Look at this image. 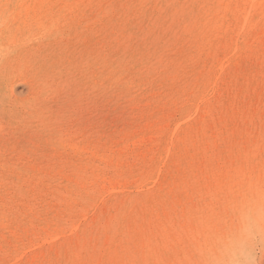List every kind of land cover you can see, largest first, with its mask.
Listing matches in <instances>:
<instances>
[{
    "label": "rangeland",
    "instance_id": "rangeland-1",
    "mask_svg": "<svg viewBox=\"0 0 264 264\" xmlns=\"http://www.w3.org/2000/svg\"><path fill=\"white\" fill-rule=\"evenodd\" d=\"M141 1L142 0H109V1L108 0H105V1L104 0L103 1L92 0V3L93 2H96V3H93V4L91 3V6L87 7L85 10H80L81 13L78 12L77 14H75V16L73 14H71L73 16L66 15L67 18L63 17V19H61L62 21L60 20V23H61L60 29L54 31L53 33L47 34V36H44V35L39 36V39L35 42L36 44H34V45H31V46L30 45H26V46L23 45L21 47L17 46V41L20 40V38L22 36L27 34L26 33L27 27H25V24H23V23L13 21L14 20V18L12 19L13 7L11 5L5 6V8L0 7V14H1L0 15V25H1L0 30L4 29V32L0 33V50H1L0 51V56H1L0 57V62H1L0 63V124H1L0 125V133H1L0 134V160H1L0 161L1 162L0 163V165H1L0 171H1V174L5 171V168H6L5 163H7L9 165L10 164L12 165V163H13L16 165V167H18L17 165H19V163L22 162V165L20 164L22 167L19 165L21 168L20 167L18 168V170L20 172L18 173V170H17V171H14V173H13V171H12L13 175L11 173L10 176H12L13 179H16L15 176L19 174L17 176V177H19V181L21 182V183L20 182L19 183H20V185H22V189L24 190V188H25L24 191H26V193L28 194V196L26 195L27 197H25V199H28V200H21V198L17 197L18 199L17 200L14 199V201H12V202H15V200H16V202L22 201V203H24V205H25V203H27L31 206L35 204L33 206V208L38 211V213H39L38 215H41L42 219L39 218L41 221L43 220V218L46 215H47L46 219L50 218V219H48L49 221H52L54 217L57 218L58 216L60 217L61 215L63 218L68 217L69 216L68 214L70 213V211L73 208H75V210L77 209L78 211H76V212H78V213L85 211L87 209L90 216L93 218V215H91V214H94V213H90L91 207L93 206L94 203H98V202H100L99 205H101V206H99V209L95 212V215H94L95 219H90L91 221H90V225H89V232H88L89 234L87 233L88 235L86 237H84V239L86 238V240H85L86 243H85V241H83L82 242L83 245H81L82 243L80 244L79 240H75V243L73 245V249L70 251V254L68 257L69 262L71 260L69 258H71L72 257L71 254H73L74 255L73 257L74 258L77 257L79 260V263H81V264L82 263L83 264H96L95 262H97V261L99 264H101V256L103 255L102 253L105 252V251L103 252L102 248H105L106 246L110 245L111 243L113 245V242L119 243V241L123 239L121 242H123L126 245L129 254L125 252L126 251L125 249H121V248L119 249V252L121 251L119 257L120 258L122 257V259H123L122 263H121L120 259H118V257H116V254H114L115 249H113V253H111V252L109 253V264H147V263L148 264H202V261H203L202 251L204 250L205 246L209 244V241H211V242L214 241V239L217 236L223 234L226 230H229L234 225V223L237 221V215H236L235 210L239 208L238 205H241L244 202V200L246 201V199L253 197L255 193H256L255 195H257L258 193L261 192V188L262 187L264 188V185L261 186L260 188H257L256 186H254V191H253V187L251 189H249L247 187V185H245L247 183L243 181L242 183L240 182L239 184L238 183L235 184L236 186L240 185V187L238 188L239 191L237 192V188L234 187L235 190H233V187H232L237 179L231 178L232 175H230L227 178L221 179L222 184L224 183L223 185L220 184L217 179H213L212 182L209 183L207 186H203L202 183L200 185H198L196 183L198 186L197 185L192 186L193 188L191 187L188 190L192 194V195L190 194V196L187 197L189 200L186 197L181 198L179 200V195L177 196V204L179 203V201H180V203L176 207V211L171 210V211H169V214L167 215L168 216L167 218L170 221L173 220V222L172 221L170 222L167 218H165L163 220V224H165L164 223L165 220L168 223V224H166V227L170 228V229H168L169 230L168 232L170 234L177 235V237L173 238V239L169 236L164 237L165 233L162 234V232H163L162 227L158 223L161 220L158 221L156 214H153V216L155 217V221L153 222V225L150 224L151 223L150 222L151 221V213H150V208H149L150 203H147V201H148L147 199H138V198H136V196L134 195L133 192L132 193L124 192L126 194V196L124 195V193H117V192L112 193V194L108 193V195H109L108 196L107 192H105L104 195H102V196L105 198L107 195V197L104 200H102L101 198H103V197L100 194L96 198V196L92 193L91 188H93L92 187L93 185L99 186L102 184V186H103L105 184V183H103L104 182L103 181L104 175H107L110 177L112 176V178L117 177L118 179H120V181L122 178L123 182L124 181L125 182L126 181L131 182L132 180H134L138 177L137 166L139 167V165H140L139 162H141V160L143 159V157L141 156V153L143 154V152L141 151L139 154H137L135 151L130 150L131 152H129L128 147L124 148V146L126 145L125 142H127V141H123L124 138H122V135L124 133H126L127 131L131 130V128H134V127L137 128V126H139V124L140 125L143 124L142 118L145 115H147L148 113H150L149 110L152 107V105L157 106L155 99L157 97H160L162 92L163 93L161 95V98H163L165 96V91H166L165 88H167V85L169 86V81L172 80L171 76H172L173 72L175 73V70L181 69L182 67L187 66L186 62H188V57H187V54L185 52H189L192 49L191 48L192 42L190 43V38L193 35H191L192 29H190V31H189V26L191 27L192 26L191 23L192 24L195 23V20L197 18L194 16L196 14V10H194V9L199 7V6H197L198 2H194L195 0H189V1H187V0H148L146 5H142ZM194 3L196 4L195 6H194ZM185 4H187V5H185ZM95 6H96V8H95ZM98 6H100V7H98ZM181 6L183 9L182 10L183 12H180ZM193 7H195V8H193ZM8 8H9V10H8ZM121 9H123V10H121ZM11 10H12V13L10 12ZM102 10H103V12L101 13ZM93 11H95V12H93ZM104 11L107 14L104 13ZM112 12H113V14H112ZM36 13H32L31 16L34 17L35 15H37ZM177 14H178V16H177ZM144 15L147 18H145ZM5 16H6V18H5ZM88 16H90V17H88ZM79 17L80 18L82 17L83 19H80ZM176 17H177V19H176ZM187 18H189V19H187ZM135 19H136V21H135ZM2 20H4V21L6 20V21L4 22ZM140 20H142V22ZM189 20H191V22ZM192 20L194 22H192ZM74 21H77L78 23L77 22L75 23ZM187 21H189L188 22V24L190 23L189 25H186ZM63 22H64V24H63ZM84 23H86V24H84ZM177 24H178V26H177ZM183 24H185V25L183 26ZM80 27H81V29H80ZM179 27L180 28L182 27V29H180ZM14 28L16 29L15 31L13 30ZM123 28H125L126 30ZM139 28H141V30ZM172 28H174V29H172ZM183 28H187L186 29V32L188 34L187 36H185L186 33L183 32V31H185V30H183ZM32 30L35 31V32L32 31V32H34L33 35L38 33L36 27H33ZM77 30L81 31L82 33H79V31L76 32ZM12 32H14V34ZM60 32H61V34H60ZM69 32H71V33H69ZM176 33H178V34H176ZM180 33H181V36H180ZM1 34H2V36H1ZM182 34H185V35H182ZM10 35L12 36L11 40L14 39V41H12V44H11V41H9V39L11 38ZM70 36L72 38H70ZM124 36H126V37H124ZM172 36H174V37H172ZM177 36H180V37H177ZM54 37H55L54 42H52ZM61 37H64V38H61ZM81 37H83V38H81ZM183 37H185V39ZM67 38H69V39H67ZM57 39H59V40H57ZM88 39H90V40H88ZM94 39H96V40H94ZM165 39H166V41H165ZM175 39H177L178 42L177 41L173 42V40H175ZM192 39H193V37L191 38V40ZM179 40H182V41H179ZM7 41H9V42L7 43ZM15 41H16V44H14ZM123 41H125V43ZM183 42L184 43L186 42V43L184 44ZM107 43H108V45H107ZM182 43L184 44V46L186 44L187 45L184 47ZM163 44H165V45H163ZM159 45H160V48H159ZM101 46H102V48H101ZM166 46H168L169 48ZM6 47H7V49H6ZM173 47H174V49H173ZM50 48L53 51H50L51 50ZM175 48H177V49L175 50ZM188 48H190V50ZM184 49H186L187 51ZM58 50H60V51H58ZM167 50L168 51L172 50V51H169V53H168ZM182 51H183V53H182ZM4 52H7V53H4ZM170 52H172V53H170ZM65 56H66V58H65ZM182 56L183 57L185 56V57L183 58ZM165 58H166V61H165ZM168 58L169 59L171 58L172 60L174 59L173 60L174 62H172V61H171V63L168 62V61H170ZM180 58H182V60L184 59L183 61L185 63H182L183 61L181 62ZM185 58H186V60H185ZM178 59H179V61H178ZM175 60L178 61V63ZM139 61H141V62H139ZM163 61H165V62H163ZM134 62H136V63H134ZM179 62H181V63L179 64ZM148 63H151V64H148ZM154 63H155V65H154ZM72 64H73V66H72ZM182 64H186V65H182ZM140 65H142V66H140ZM151 65H153L156 68V69H154L155 71L153 70L154 67L151 68L152 67ZM177 65H180L181 67L180 66L178 67ZM158 68H159V74H158V70H157ZM16 69H17V71H16ZM162 69H164V70H162ZM7 71H8V74H7ZM10 72H12L13 74ZM155 72H157V73H155ZM168 72H169V74H168ZM152 73H154V74H152ZM10 74L13 76L11 77ZM27 74H28V76H27ZM113 77H114V79H113ZM162 78H163V80H161ZM38 79L39 80L41 79V80L39 81ZM131 79H132V81H131ZM31 81H32V83H31ZM138 81H139V83H138ZM60 82H61V84H60ZM129 82H130V84H129ZM38 84H40L39 85L40 89H39ZM83 85H84V87H83ZM141 86H142V88H141ZM93 87L95 88V90H93L94 89ZM68 89H69V91H68ZM32 90L33 91L36 90L35 93H33ZM37 90L39 93L37 92ZM163 90H165V91H163ZM148 91L150 94H147ZM4 93H6V94H4ZM31 94L33 97L31 96ZM145 94L148 95V97H146ZM166 96H167V94H166ZM19 99H20V101H19ZM11 100H13V101H11ZM145 100L148 103H146ZM137 102H138V104H137ZM16 103H18V104H16ZM139 103H140V105H139ZM22 104L24 106L23 108H22ZM135 104L137 105V107H135L136 106ZM138 105H139V107H138ZM17 106L19 107V110H18ZM28 106H29V109H28ZM141 106H143V107L140 108ZM144 108H145V110H144ZM22 109L24 110L23 112H22ZM90 109H91V111H90ZM27 110H29V111L27 112ZM77 110H78V112H77ZM88 111H90V113ZM70 112H72V115ZM79 112H80V114H79ZM131 112H132V114H131ZM42 113H44V114H42ZM60 113H61V115H60ZM39 114H40V116H39ZM88 114H89V116H88ZM22 116H24V117H22ZM44 118H45V120H44ZM128 120H129V122H128ZM124 121H126V122H124ZM50 123L52 124L51 126H50ZM85 123H87V124L85 125ZM90 125H91V127H90ZM7 126H8V128H7ZM74 126H76L78 128H74ZM71 128H73V129H71ZM101 132H103L102 133L103 135L101 134ZM97 133H99V134H97ZM11 135H12V137H11ZM15 137H16V139H15ZM96 137L99 140H97ZM108 137H109V139H108ZM72 138H73V140H72ZM65 140H68L67 141L68 143L66 142L67 144L65 142H63ZM95 140H96V142H94ZM101 140L105 144L103 142H101ZM11 141L12 142L16 141V143H14V142L12 143ZM74 141L76 144L75 143L70 144L71 142H74ZM36 142L38 145L35 144ZM108 142H109V144H108ZM85 143L87 145H85ZM98 143H99V145H98ZM5 144H7V145H5ZM10 144L11 145L15 144V145L11 146ZM80 144H81V147H80ZM118 144L120 145L119 147H121V146L123 147V148L121 147L123 149V151L121 150L122 153L118 149ZM73 145H75V146L70 147ZM84 147H85L86 152L84 150ZM62 148H63V150H61ZM75 148H77V149H75ZM82 148H83V150H82ZM112 148H114L113 149L114 151L110 150ZM22 149H23V151H21ZM57 149L60 151L59 154H58L59 151ZM79 149H81V150H79ZM91 149H92L93 153L91 152ZM95 150L97 151L96 153H95ZM64 151H66V152L64 153ZM80 151H81V153H80ZM103 151H104V153H103ZM106 151L108 153H105ZM126 151H128V152H126ZM123 152H124V155H123ZM8 153H10V155ZM69 153H71V155ZM77 153H78V155H77ZM91 153L93 155H95V154L96 155L92 156ZM100 153H101V155H100ZM111 153H114V154L111 155ZM117 153H120V154H117ZM7 154H8V157H7ZM34 154H35V156H34ZM68 154L70 156H68ZM84 154H86V155H84ZM79 155L82 156V157L80 156L81 159H80V157H78ZM99 155L102 156V157H100V159H98ZM104 155H106V158ZM135 155L137 158L135 157ZM1 156H3V158H7L8 160L5 161V159H3L4 160L3 161ZM49 156H50V158H49ZM115 156H117V157H115ZM119 156L122 158H119ZM123 156H125L126 158ZM131 156H132V158H131ZM64 157H66V159H64ZM85 157H86V161L84 160ZM96 158H97V160H96ZM102 158H104V160ZM109 158H110V160L111 159L112 160L109 161ZM12 159H13V161H11ZM22 159H24V160L22 161ZM41 159H43V160L45 159V160L43 161ZM73 159L76 160L77 162L79 159V162L81 164H83L82 168H79L81 166V164L79 163L80 164V166H79V164L76 161H72ZM91 159H92V161H91ZM121 159H123V161H121ZM129 159L130 160L132 159L131 161L133 163L130 162ZM9 160H10V162H9ZM20 160H21V162H20ZM25 160L28 161L29 164ZM46 160H47V162H46ZM56 160H57L58 164L56 163ZM60 160H63V162ZM83 160L87 166L84 165ZM105 160L108 161L107 164L109 166L106 164ZM115 160H116V162H115ZM39 161H41V162H39ZM58 161H60V162H58ZM120 161H121V163H120ZM36 162H38V165ZM42 162L45 165L42 164ZM53 163H55V165H57V166L55 167V165ZM63 163H64V165H63ZM30 164L32 165V167H30L31 166ZM35 164L37 167L33 168V165L35 166ZM41 164H42V166H41ZM52 164H53V166H52ZM60 164H61V166H60ZM69 164H71V165H69ZM92 164L97 165V167L92 166ZM123 164H124V166H123ZM58 165H59V167H58ZM72 165H75V166H72ZM40 166L42 167L41 170H39V168H38ZM48 166H50V167H48ZM71 166L74 167L75 170H73V168ZM89 166H91V167H89ZM24 167H27V168H24ZM43 167L44 168L46 167V168L43 169ZM23 168L25 170H23ZM30 168L33 171H30ZM99 168L100 169L102 168V169L99 170ZM113 168H114V170H113ZM128 168L130 171L128 170ZM26 169H28V171ZM60 169L63 171H61ZM81 169H82V171H81ZM86 169H88L89 171ZM91 169L92 170L94 169V170L92 171ZM118 169H120V170H118ZM43 170H45V171H43ZM49 170L51 171L50 174L52 176L50 174H48L50 172ZM56 170L59 172H56ZM96 170H97V172H96ZM131 170H133V171H131ZM37 171H41L42 173L41 172L39 173ZM71 171H75L76 174L74 172H72V174H71ZM43 172L44 173L46 172V173L43 175ZM95 172H96V174H95ZM28 173H29V175H28ZM68 173L70 174V176H67V175H69ZM78 173L81 175H78ZM32 174H37V175L32 176ZM65 174H66V176H65ZM83 174H85L84 177L82 176ZM99 174H100V176H98L99 177V179H98L97 175H99ZM54 175H55V177H54ZM62 175H63V177H62ZM92 175H94L95 178L92 177ZM28 176H31L30 178H32V179H30ZM60 176L62 178H60ZM64 176L69 177V178L71 177L70 179L72 181H70V179H68V178L66 179ZM124 176L127 178V180ZM23 177H25V178L27 177V178L24 179V181H21V179L23 180ZM36 177L37 178L39 177L38 180ZM73 177H74V179H73ZM80 177H81V179H80ZM100 177H102V178H100ZM129 177H130V179H129ZM83 178H85V179H83ZM87 178H88V180H87ZM77 179H79V181H77ZM83 180L86 182L83 183L84 182ZM91 180H92V186H91V183H89V182H91ZM35 181L36 182L38 181V182L36 183ZM40 181H44L45 183L44 182L42 183ZM56 181H57V183H56ZM94 181L95 182L97 181L96 182L97 184ZM101 181H102V183H101ZM24 182H27V184ZM33 182H35V184H33ZM48 182H49V185L47 184ZM54 182L56 183V185ZM61 182H63V184ZM79 182H82L83 185L80 184ZM38 183H40V184H38ZM70 183L72 186H70ZM88 183L90 185H88ZM41 184H42V186H41ZM51 184H52V186H51ZM58 184H61V185H59L57 187ZM78 184H79V186H78ZM213 184H214V186H213ZM33 185H35V186H33ZM43 185H44V189H42ZM63 185H65V188ZM73 185L74 186L76 185L75 186L76 189L78 188L79 190L78 189L76 190ZM81 185L83 188L86 187V189H83L81 187ZM39 186H40V188H39ZM60 186H62L63 189ZM230 186H231V188H230ZM51 187H53V188H51ZM80 187H81V189H80ZM87 187H89V188H87ZM205 187H206V189H205ZM207 187H211V188H208L210 190H208ZM216 187H217V189H216ZM228 187L230 188V190ZM67 188H68V190H67ZM69 188L70 189L72 188L73 190L70 191ZM200 189H201V191H200ZM257 189H258V191H257ZM35 190H36V193L33 194V192ZM62 190H64V191H62ZM80 190L82 192L84 191L86 195L88 194V196L84 195V192L82 193ZM87 190H88V192H87ZM53 191L56 193H54ZM196 191L199 193H197ZM218 191H220L219 194H218ZM243 191H244V193H243ZM263 191H264V189H263ZM70 192H72V193L69 196ZM38 193H40V194H38ZM59 193H60V195L58 196ZM129 193L131 195H129ZM215 193H217V194H215ZM79 194H80V196H79ZM115 194H117V195H115ZM122 194H123V196H122ZM209 194H210V196H209ZM249 194L251 195V197L249 196ZM1 195H2V198H1ZM1 195H0L1 201L4 198L3 196H5V195L8 196L5 192H4V195H3V193H1ZM72 195H73V197H71ZM120 195L122 196L121 198H120ZM127 195H128L129 200L127 199ZM75 196L76 197L78 196V197L76 198ZM92 196H94V197H92ZM196 196H198V197H196ZM9 197H10V194H9ZM12 197L13 196H11L10 198H12ZM32 197L34 198V200ZM68 197H71V199L72 198H74V199L71 200L70 198L68 199ZM117 198L120 200L122 199L121 202L119 200H117ZM215 198H217V201ZM30 199H32V200H30ZM64 199H66V200H64ZM108 199H111V200L109 201ZM124 199H125V201H124ZM183 199H185V200H183ZM35 200L37 201V203H34ZM52 200L54 202L55 201L56 202L54 203ZM112 200H113V202H112ZM114 200H116V201L114 202ZM196 200H197V202H196ZM198 200H199V202H198ZM67 201L68 202L70 201L68 203L69 205L66 204ZM72 201H74L76 203H74ZM84 201H85V203H84ZM139 201H140V203H138V204L135 203V202H139ZM220 201H222V202H220ZM57 202H60V203L57 204ZM61 202L64 205L61 204ZM77 202H81L80 204H82V205L79 207V204ZM88 202H89V204H88ZM203 202H204V205H203ZM239 202H240V204H239ZM19 203L23 207V210H24L26 207H24V205H22L21 202H19ZM46 203H48V204L51 203L48 206L49 208L47 207ZM75 204H76V206H75ZM84 204H85V206L87 205L85 208L83 207ZM117 204L119 206H117ZM135 204L138 205V208H140V209H138ZM142 204L145 206H142ZM183 204L186 207L183 206ZM234 204H236V205H234ZM37 205H39V206H37ZM60 205H62V206H60ZM103 205H105V206H103ZM111 205L112 206L114 205L113 206L114 209L112 208ZM134 205H135V207H133ZM139 205H141L142 207H140ZM40 206L42 208H40ZM179 206H180V208H181V206L183 208L180 209ZM225 206H227V209H225L226 208ZM68 207H70V208H68ZM124 207H126L127 210ZM205 207H208V208L205 209ZM46 208H48V209H46ZM88 208L90 210H88ZM132 208L133 209L135 208V209L133 210ZM148 208H149V210H148ZM58 209L60 211H58ZM67 209H68V211H67ZM104 209H106L108 211H106V210L104 211ZM122 209H124V210H122ZM197 209H199V210H197ZM48 210H50V211H48ZM55 210H56V213L54 214ZM63 210L65 212L64 213L65 216H63ZM137 210L141 213V215H139L140 213ZM180 210H181V212H180ZM25 211H27V210L25 209ZM113 211H116V212H113ZM189 211L192 214H190ZM195 211H197V212H195ZM43 212L46 214H44ZM67 212H68V214H66ZM133 212H134V214H133ZM148 212H149V214H148ZM186 212H188V213H186ZM41 213L44 215H42ZM109 213H110V215H109ZM173 213H174V216L170 217V214L173 215ZM48 214L49 215L51 214L52 216L51 215L49 216ZM176 214L178 216H176V218H175ZM186 214L189 216H187ZM56 215H58V216H56ZM191 215H193V216H191ZM128 216H129L130 220L128 219ZM194 216L197 218V220ZM211 216H213V217H211ZM137 217H139V218L137 219ZM180 217H182V218H180ZM106 218H107V220L109 219L108 220L109 222L106 220ZM119 218H121V219H119ZM131 218H133V219H131ZM174 218H175V220H174ZM177 218L180 220H178ZM193 218H194V220H193ZM232 218H233V220L234 219L235 220L232 221ZM102 219H103V222H102ZM142 220L144 222H142ZM187 221H190V222L188 223ZM222 221H224V222H222ZM225 221H226V223H225ZM35 222L38 223V219H37V221H34V223ZM130 222H131V224H130ZM204 222L208 225V227H205L206 224ZM92 223H94V224H92ZM155 223H157V225ZM176 223L178 224V226ZM197 223H199L200 225H197ZM219 223H221V224H219ZM223 223H224V225H223ZM116 224H118V227ZM145 224H147V225H145ZM221 225H222V227H221ZM115 226H116V228H115ZM127 226H130L129 229L127 228ZM151 226H152V228H151ZM173 226L175 228H173ZM189 226H190V228H189ZM100 227H102V229ZM109 228H110V230H109ZM171 228H173V229H171ZM148 230H149V232H148ZM182 230H184V231H182ZM180 232H181L182 238L179 237ZM107 233L109 236L108 235L105 236ZM189 233L191 235L193 234V236L191 238H190L191 235ZM208 233L210 236L208 235ZM101 234H103V235L101 236ZM123 236H125V237H123ZM145 236H146V238H145ZM119 237H121V238H119ZM143 237H144V239H143ZM186 237H188V239ZM90 238H92V241L90 240ZM111 238H112V240H111ZM194 241L199 243V245H197L196 242L194 243ZM87 242H88V244H87ZM91 242H92V244H91ZM105 242L107 245L105 244ZM204 242H205V245H204ZM162 243H163V246H162ZM77 245H79L78 247H81V248H78ZM83 246H84V248H83ZM92 248H94V250ZM178 248H179V250H178ZM76 249H78V250H76ZM85 250H87V251H85ZM100 250H102V251H100ZM75 252H76V254H75ZM257 252H258V256H257L258 264H264V247H259L257 249ZM55 254L56 253H52L51 255L54 256ZM87 255H88V257H87ZM194 255L197 256V258L194 257ZM57 257L58 256L55 255L53 257L54 258L53 260L59 261V260H57L58 259ZM193 258H196V259L193 260ZM143 259H145L146 262ZM84 260L86 263L83 262ZM90 260H92V261H90ZM61 261L64 262V260H61ZM189 261H191V263ZM192 262H194V263H192Z\"/></svg>",
    "mask_w": 264,
    "mask_h": 264
},
{
    "label": "bare ground",
    "instance_id": "bare-ground-1",
    "mask_svg": "<svg viewBox=\"0 0 264 264\" xmlns=\"http://www.w3.org/2000/svg\"><path fill=\"white\" fill-rule=\"evenodd\" d=\"M95 1V0H94ZM103 1V0H101ZM105 1V0H104ZM109 1V0H108ZM148 0H142V5H146ZM189 1V0H187ZM99 2V1H98ZM107 2V1H106ZM125 2V1H124ZM123 2V3H124ZM137 2V1H136ZM160 2V1H159ZM194 2H198L199 7L195 8L196 14L194 15L196 18L195 23H191V27L189 26V31L192 29L193 39L190 38V43L192 42V49L188 48L189 52H185L188 57V62H186L187 66L182 67L181 69L175 70V73L172 74V80L169 81V86L165 88V96L163 98L157 97L156 104L157 106L152 105L150 108V113L145 115L142 120L143 124L127 131L122 135L125 142L124 148L128 147L129 152L135 151L139 154L141 151V156L143 159L139 162V167L137 166V175L138 177L131 182L122 181L121 178L117 177L112 178V176H103V186L101 185H93L92 180L91 188L92 193L96 196L99 194L102 196L105 192L108 193H124L130 192L134 193L136 198L138 199H147V203H150V213H151V223L155 221V217L153 214H156L159 225L162 227V234L165 233V236H169L172 239L176 238L177 235L170 234L168 231V227H166L167 221L163 224V220L167 218L169 211L175 210L179 205L177 204V196L179 195V200L181 198H187L190 196L191 192L188 190L192 186L200 185L207 186L212 182L213 179H217L220 184H222V178H227L230 175L231 178L237 179L233 184L234 187L237 188V192L239 191V186H236V183L246 182L247 187L251 189L254 186L260 188L264 185V0H195ZM92 0H0V7H4L11 5L13 7L12 19L13 21H17L19 23L25 24L27 27L26 35L22 36L20 40L17 41V46L21 47L23 45H34L35 42L39 39V36L53 33L54 31L60 29V20L67 18L68 16H75L80 10H85L87 7L91 6ZM96 3V2H93ZM92 3V4H93ZM121 3V2H120ZM119 3V4H120ZM188 3V2H187ZM122 4V3H121ZM150 4V3H149ZM155 4V3H154ZM141 5V4H140ZM187 5V4H185ZM196 4L194 3V6ZM103 6V5H102ZM153 6V5H152ZM100 7V6H98ZM97 7V8H98ZM139 7V6H138ZM147 7V6H146ZM96 8V6H95ZM178 8V7H177ZM89 9V8H88ZM112 9V8H111ZM9 10V8H8ZM99 10V9H98ZM123 10V9H121ZM182 6L180 12L182 11ZM97 11V10H96ZM12 13V10L10 11ZM37 12V13H36ZM43 12V13H42ZM95 12V11H93ZM103 10L101 11V13ZM114 12V11H113ZM112 12V14H113ZM120 12V11H119ZM118 12V13H119ZM8 13V12H7ZM32 13H36L34 17L31 16ZM81 13V12H80ZM104 13H106L104 11ZM115 13V12H114ZM148 13V12H147ZM73 14V15H71ZM107 14V13H106ZM1 15V14H0ZM138 15V14H137ZM159 15V14H158ZM188 15V14H187ZM11 16V15H10ZM113 16V15H112ZM145 16V15H144ZM178 16V14H177ZM90 17V16H88ZM130 17V16H129ZM150 17V16H149ZM6 18V16H5ZM8 18V17H7ZM71 18V17H70ZM80 18V17H79ZM78 18V19H79ZM145 18H147L145 16ZM194 18V17H193ZM9 19V18H8ZM69 19V18H68ZM77 19V20H78ZM80 19H83L82 17ZM141 19V18H140ZM177 19V17H176ZM189 19V18H187ZM66 20V19H65ZM119 20V19H118ZM4 21V20H2ZM6 21V20H5ZM4 21V22H5ZM62 21V20H61ZM64 21V20H63ZM86 21V20H85ZM136 21V19H135ZM142 22V20H140ZM147 21V20H146ZM191 22V20H189ZM187 21L186 25H189ZM66 22V21H65ZM75 23L77 21H74ZM95 22V21H94ZM167 22V21H166ZM192 22H194L192 20ZM72 23V22H71ZM78 23V22H77ZM99 23V22H98ZM177 23V22H176ZM7 24V23H6ZM64 24V22H63ZM86 24V23H84ZM140 24V23H139ZM16 25V24H15ZM91 25V24H90ZM134 25V24H133ZM147 25V24H146ZM145 25V26H146ZM185 24H183L184 26ZM1 26V25H0ZM141 26V25H140ZM178 26V24H177ZM4 27V26H3ZM17 27V26H16ZM33 27H36L37 32L32 30ZM96 28V27H95ZM180 28V27H179ZM188 28V27H187ZM183 28L185 35L187 36L186 29ZM81 29V27H80ZM79 29V30H80ZM84 29V28H83ZM125 29V28H123ZM141 30V28H139ZM158 29V28H157ZM174 29V28H172ZM176 29V28H175ZM182 29V27L180 28ZM16 30L15 28L13 29ZM19 30V29H18ZM67 30V29H66ZM77 30L76 32H78ZM99 30V29H98ZM112 30V29H111ZM126 30V29H125ZM167 30V29H166ZM34 31V32H32ZM87 31V30H86ZM4 32V29L0 30V33ZM19 32V31H18ZM59 32V31H58ZM57 32V33H58ZM72 32V31H71ZM69 32V33H71ZM85 32V31H84ZM14 34V32H12ZM56 33V32H55ZM79 33H82L79 31ZM91 33V32H90ZM141 33V32H140ZM12 34V35H13ZM38 34V35H37ZM61 34V32H60ZM125 34V33H124ZM175 34V33H174ZM173 34V35H174ZM178 34V33H176ZM64 35V34H63ZM69 35V34H68ZM153 35V34H152ZM2 36V34H1ZM43 36V37H44ZM57 36V35H56ZM55 36V37H56ZM60 36V35H59ZM132 36V35H131ZM181 36V33H180ZM177 36V37H180ZM11 37V38H10ZM9 41L12 44V36L10 35ZM53 41L54 42V39ZM65 37V36H64ZM61 37V38H64ZM126 37V36H124ZM160 37V36H159ZM174 37V36H172ZM189 37V36H188ZM18 38V37H17ZM70 38H72L70 36ZM78 38V37H77ZM83 38V37H81ZM119 38V37H118ZM176 38V37H175ZM185 39V37H183ZM41 39V38H40ZM69 39V38H67ZM167 39V38H166ZM165 39V41H166ZM174 39V38H173ZM182 39V38H181ZM43 40V39H42ZM46 40V39H45ZM52 40V39H51ZM59 40V39H57ZM90 40V39H88ZM87 40V41H88ZM96 40V39H94ZM171 40V39H170ZM7 41V43L9 42ZM44 41V40H43ZM177 41V39L173 40V42ZM182 41V40H179ZM101 42V41H100ZM99 42V43H100ZM125 43V41H123ZM122 42V43H123ZM172 42V43H173ZM178 42V41H177ZM189 42V41H188ZM41 43V42H40ZM117 43V42H116ZM131 43V42H130ZM184 43V42H183ZM182 43V44H183ZM186 43V42H185ZM184 43V44H185ZM16 44V41L15 43ZM38 44V43H37ZM58 44V43H57ZM88 44V43H87ZM181 44V45H182ZM183 44V46H184ZM99 45V44H98ZM108 45V43H107ZM165 45V44H163ZM178 45V44H177ZM180 45V44H179ZM187 45V44H186ZM185 45V46H186ZM189 45V44H188ZM12 46V45H11ZM16 46V45H15ZM45 46V45H44ZM89 46V45H88ZM103 46V45H102ZM101 46V48H102ZM184 46V47H185ZM36 47V46H35ZM60 47V46H59ZM104 47V46H103ZM168 47V46H166ZM190 47V46H189ZM16 48V47H15ZM105 48V47H104ZM160 48V45H159ZM169 48V47H168ZM171 48V47H170ZM3 49V48H2ZM7 49V47H6ZM11 49V48H10ZM23 49V48H22ZM51 49V48H50ZM91 49V48H90ZM152 49V48H151ZM150 49V50H151ZM174 49V47H173ZM177 48H175L176 50ZM87 50V49H86ZM180 50V49H179ZM186 50V49H184ZM1 51V50H0ZM4 51V50H3ZM50 51H53L52 49ZM60 51V50H58ZM106 51V50H105ZM168 51V50H167ZM172 51V50H169ZM168 51V53H169ZM178 51V50H177ZM187 51V50H186ZM113 52V51H112ZM7 53V52H4ZM148 53V52H147ZM157 53V52H156ZM172 53V52H170ZM183 53V51H182ZM3 54V53H2ZM28 54V53H27ZM60 55V54H59ZM154 55V54H153ZM156 55V54H155ZM173 55V54H172ZM147 56V55H146ZM1 57V56H0ZM19 57V56H18ZM80 57V56H79ZM159 57V56H158ZM157 57V58H158ZM183 57V56H182ZM185 57V56H184ZM183 57V58H184ZM186 57V58H187ZM66 58V56H65ZM156 58V59H157ZM178 58V57H177ZM185 58V60H186ZM8 59V58H7ZM68 59V58H67ZM87 59V58H86ZM143 59V58H142ZM141 59V60H142ZM169 59V58H168ZM176 59V58H175ZM171 63L174 62L171 58L169 59ZM184 60V59H183ZM180 58V61H183ZM2 61V60H1ZM17 61V60H16ZM29 61V60H28ZM86 61V60H85ZM150 61V60H149ZM159 61V60H158ZM166 61V58H165ZM163 61V62H165ZM176 61V60H175ZM179 61V59H178ZM178 61H176L178 63ZM141 62V61H139ZM162 62V63H163ZM179 62V64L181 63ZM1 63V62H0ZM81 63V62H80ZM136 63V62H134ZM144 63V62H143ZM182 63H185L184 61ZM138 64V63H137ZM145 64V63H144ZM151 64V63H148ZM147 64V65H148ZM169 64V63H168ZM182 64V65H186ZM129 65V64H128ZM155 65V63H154ZM62 66V65H61ZM73 66V64H72ZM126 66V65H125ZM136 66V65H135ZM142 66V65H140ZM153 68L154 66L151 65ZM178 67L180 65H177ZM166 67V66H165ZM175 67V66H174ZM177 67V68H178ZM181 67V66H180ZM25 68V67H24ZM80 68V67H79ZM164 68V67H163ZM143 69V68H142ZM156 69L155 67L153 70ZM141 70V69H140ZM158 74H159V68ZM156 70V71H157ZM164 70V69H162ZM17 71V69H16ZM21 71V70H20ZM89 71V70H88ZM100 71V70H99ZM145 71V70H144ZM155 71V70H154ZM146 72V71H145ZM170 72V71H169ZM168 72V74H169ZM12 73V72H10ZM19 73V72H18ZM157 73V72H155ZM8 74V71H7ZM13 74V73H12ZM154 74V73H152ZM163 74V73H162ZM161 74V75H162ZM165 74V73H164ZM171 74V73H170ZM11 75V74H10ZM31 75V74H30ZM105 75V74H104ZM8 76V75H7ZM13 75H11L12 77ZM19 76V75H18ZM28 76V74H27ZM58 76V75H57ZM86 76V75H85ZM131 76V75H130ZM155 76V75H154ZM168 76V75H167ZM166 76V77H167ZM9 77V76H8ZM7 77V78H8ZM10 77V78H11ZM102 77V76H101ZM27 78V77H26ZM29 78V77H28ZM32 78V77H31ZM30 78V79H31ZM9 79V78H8ZM114 79V77H113ZM25 80V79H24ZM37 80V79H36ZM39 80V79H38ZM41 80V79H40ZM39 80V81H40ZM81 80V79H80ZM163 80V78L161 79ZM83 81V80H82ZM132 81V79H131ZM143 81V80H142ZM43 82V81H42ZM100 82V81H99ZM126 82V81H125ZM151 82V81H150ZM166 82V81H165ZM32 83V81H31ZM89 83V82H88ZM109 83V82H108ZM139 83V81H138ZM55 84V83H54ZM61 84V82H60ZM130 84V82H129ZM133 84V83H132ZM131 84V85H132ZM160 84V83H159ZM40 84H38L39 86ZM90 85V84H89ZM62 86V85H61ZM69 86V85H68ZM33 87V86H32ZM84 87V85H83ZM144 87V86H143ZM149 87V86H148ZM166 87V86H165ZM14 88V87H13ZM31 88V87H30ZM38 88V87H37ZM54 88V87H53ZM94 88V87H93ZM92 88V89H93ZM98 88V87H97ZM142 88V86H141ZM40 89V86H39ZM91 89V88H90ZM164 89V88H163ZM95 90V88L93 89ZM152 90V89H151ZM161 90V89H160ZM159 90V91H160ZM31 91V90H30ZM36 91V90H35ZM35 91L32 90L33 93ZM69 91V89H68ZM67 91V92H68ZM158 91V90H157ZM38 92V90H37ZM155 92V91H154ZM13 93V92H12ZM39 93V92H38ZM142 93V92H141ZM157 93V92H156ZM6 94V93H4ZM8 94V93H7ZM133 94V93H132ZM147 94H150L149 91ZM167 94V96H166ZM78 95V94H77ZM81 95V94H80ZM32 96V94H31ZM35 96V95H34ZM48 96V95H47ZM137 96V95H136ZM146 97L148 95L145 94ZM33 97V96H32ZM46 97V96H45ZM61 97V96H60ZM113 97V96H112ZM120 97V96H119ZM143 97V96H142ZM51 98V97H50ZM130 98V97H129ZM140 98V97H139ZM128 99V98H127ZM148 99V98H147ZM13 101V100H11ZM18 101V100H17ZM20 101V99H19ZM18 101V102H19ZM22 101V100H21ZM91 101V100H90ZM151 101V100H150ZM119 102V101H118ZM144 102V101H143ZM146 103H148L145 100ZM144 102V103H145ZM152 102V101H151ZM9 103V102H8ZM133 103V102H132ZM143 103V104H144ZM15 104V103H14ZM18 104V103H16ZM44 104V103H43ZM69 104V103H68ZM74 104V103H73ZM76 104V103H75ZM92 104V103H91ZM138 104V102H137ZM154 104V103H153ZM26 105V104H25ZM50 105V104H49ZM59 105V104H58ZM78 105V104H77ZM81 105V104H80ZM79 105V106H80ZM88 105V104H87ZM133 105V104H132ZM136 105V104H135ZM134 105V106H135ZM140 105V103H139ZM138 105V107H139ZM42 106V105H41ZM40 106V107H41ZM82 106V105H81ZM131 106V105H130ZM133 106V107H134ZM18 107V106H17ZM22 104V108H23ZM39 107V106H38ZM137 107V105L135 106ZM141 106L140 108H142ZM148 107V106H147ZM52 108V107H51ZM73 108V107H72ZM94 108V107H93ZM29 109V106H28ZM34 109V108H33ZM148 109V108H147ZM19 110V107H18ZM44 110V109H43ZM50 110V109H49ZM57 110V109H56ZM73 110V109H72ZM79 110V109H78ZM77 110V112H78ZM145 110V108H144ZM152 110V111H151ZM24 110L22 109V112ZM29 110H27L28 112ZM51 111V110H50ZM91 111V109H90ZM90 111H88L90 113ZM147 111V110H146ZM21 112V113H22ZM139 112V111H138ZM31 113V112H30ZM50 113V112H49ZM72 115V112H70ZM144 113V112H143ZM146 113V112H145ZM44 114V113H42ZM46 114V113H45ZM80 114V112H79ZM132 114V112H131ZM130 114V115H131ZM50 115V114H49ZM54 115V114H53ZM52 115V116H53ZM59 115V114H58ZM61 115V113H60ZM68 115V114H67ZM121 115V114H120ZM129 115V116H130ZM142 115V114H141ZM140 115V116H141ZM40 116V114H39ZM89 116V114H88ZM134 116V115H133ZM13 117V116H12ZM24 117V116H22ZM48 117V116H47ZM54 117V116H53ZM31 118V117H30ZM61 118V117H60ZM64 118V117H63ZM76 118V117H75ZM72 119V118H71ZM45 120V118H44ZM79 121V120H78ZM84 121V120H83ZM48 122V121H47ZM126 122V121H124ZM129 122V120H128ZM26 123V122H25ZM71 123V122H70ZM93 123V122H92ZM46 124V123H45ZM87 123H85L86 125ZM89 124V123H88ZM1 125V124H0ZM5 125V124H4ZM52 124L50 123V126ZM54 125V124H53ZM84 125V124H83ZM92 125V124H91ZM90 125V127H91ZM3 126V125H2ZM9 126V125H8ZM7 126V128H8ZM14 126V125H13ZM40 127V126H39ZM16 128V127H15ZM57 128V127H56ZM60 128V127H59ZM74 128H78L74 126ZM81 128V127H80ZM73 129V128H71ZM82 129V128H81ZM7 130V129H6ZM76 130V129H75ZM69 131V130H68ZM109 131V130H108ZM123 131V130H122ZM125 131V130H124ZM29 132V131H28ZM48 132V131H47ZM89 132V131H88ZM6 133V132H5ZM74 133V132H73ZM83 133V132H82ZM103 132H101L102 134ZM1 134V133H0ZM16 134V133H15ZM91 134V133H90ZM99 134V133H97ZM8 135V134H7ZM89 135V134H88ZM103 135V134H102ZM85 136V135H84ZM119 136V135H118ZM5 137V136H4ZM12 137V135H11ZM43 137V136H42ZM98 137V136H97ZM96 137V139H97ZM117 137V136H116ZM14 138V137H13ZM69 138V137H68ZM16 139V137H15ZM104 139V138H103ZM109 139V137H108ZM7 140V139H6ZM54 140V139H53ZM73 140V138H72ZM76 140V139H75ZM81 140V139H80ZM83 140V139H82ZM99 140V139H97ZM105 140V139H104ZM122 140V139H121ZM2 141V140H1ZM58 141V140H57ZM65 140L63 142H67ZM71 141V140H70ZM112 141V140H111ZM8 142V141H7ZM12 142V141H11ZM10 142V143H11ZM16 143V141H13ZM12 142V143H13ZM61 142V141H60ZM62 142V143H63ZM81 142V141H80ZM87 142V141H86ZM96 142V140L94 141ZM101 142H103L101 140ZM117 142V141H116ZM11 143V144H12ZM68 143V142H67ZM66 143V144H67ZM74 144L71 142L70 144ZM82 143V142H81ZM104 143V142H103ZM2 144V143H1ZM10 144V145H11ZM37 144V142L35 143ZM76 144V143H75ZM83 144V143H82ZM105 144V143H104ZM109 144V142H108ZM3 145V144H2ZM7 145V144H5ZM4 145V146H5ZM15 145V144H13ZM11 145V146H13ZM38 145V144H37ZM85 145H87L85 143ZM99 145V143H98ZM112 145V144H111ZM123 145V144H122ZM9 146V145H8ZM41 146V145H40ZM51 146V145H50ZM69 146V145H68ZM70 146V147H74ZM91 146V145H90ZM118 149L121 152L123 151V147H119ZM77 147V146H76ZM79 147V146H78ZM81 147V144H80ZM114 147V146H113ZM4 148V147H3ZM10 148V147H9ZM14 148V147H13ZM67 148V147H66ZM98 148V147H97ZM111 148V147H110ZM115 148V147H114ZM114 148L110 149L113 150ZM121 148V149H120ZM11 149V148H10ZM31 149V148H30ZM70 149V148H69ZM77 149V148H75ZM103 149V148H102ZM108 149V148H107ZM58 150V149H57ZM63 150V148L61 149ZM68 150V149H67ZM66 150V151H67ZM81 150V149H79ZM83 150V148H82ZM85 150V147H84ZM131 150V151H130ZM23 151V149L21 150ZM56 151V150H55ZM59 151V150H58ZM64 151V153L66 152ZM69 151V150H68ZM73 151V150H72ZM114 151V150H113ZM4 152V151H3ZM38 152V151H37ZM53 152V151H52ZM70 152V151H69ZM74 152V151H73ZM86 152V150H85ZM90 152V151H89ZM91 152L93 153L92 149ZM97 151L95 150V153ZM117 152V151H116ZM125 152V151H124ZM123 152V155H124ZM128 152V151H126ZM11 153V152H10ZM10 153H8L10 155ZM28 153V152H27ZM26 153V154H27ZM47 153V152H46ZM51 153V152H50ZM49 153V154H50ZM60 151L58 152V154ZM63 153V152H62ZM72 153V152H71ZM71 153H69L71 155ZM81 153V151H80ZM91 153V154H92ZM102 153V152H101ZM100 153V155H101ZM104 153V151H103ZM105 153H108L107 151ZM110 153V152H109ZM115 153V152H114ZM114 153H111L114 154ZM122 153V152H121ZM7 154V157H8ZM12 154V153H11ZM19 154V153H18ZM68 154V156H70ZM98 154V153H97ZM120 154V153H117ZM126 154V153H125ZM54 155V154H53ZM62 155V154H61ZM64 155V154H63ZM75 155V154H74ZM78 155V153H77ZM86 155V154H84ZM88 155V154H87ZM96 155V154H95ZM92 154V156H95ZM99 155V158L102 157ZM107 155V154H106ZM106 155L105 158H106ZM110 155V154H109ZM122 155V154H121ZM120 155V156H121ZM133 155V154H132ZM16 156V155H15ZM23 156V155H22ZM27 156V155H26ZM31 156V155H30ZM35 156V154H34ZM33 156V157H34ZM65 156V155H64ZM79 155L78 157H80ZM119 158H122L120 157ZM126 156V155H125ZM123 156V157H125ZM8 160L7 158H3ZM6 157V156H5ZM57 157V156H56ZM62 157V156H61ZM74 157V156H73ZM82 157V156H81ZM80 157V159H81ZM84 157V156H83ZM97 157V156H96ZM112 157V156H111ZM110 157V158H111ZM117 157V156H115ZM114 157V158H115ZM136 157V155H135ZM15 158V157H14ZM43 158V157H42ZM50 158V156H49ZM71 158V157H70ZM69 158V159H70ZM77 158V157H76ZM89 158V157H88ZM92 158V157H91ZM109 158V161H111ZM126 158V157H125ZM132 158V156H131ZM137 158V157H136ZM16 159V158H15ZM18 159V158H17ZM29 159V158H28ZM38 159V158H37ZM66 159V157H64ZM104 160V158H102ZM118 159V158H117ZM141 159V158H140ZM19 160V159H18ZM24 159H22L23 161ZM39 160V159H38ZM43 160V159H41ZM45 160V159H44ZM43 160V161H44ZM68 160V159H67ZM86 161V157L84 159ZM83 160V163H84ZM97 160V158H96ZM102 160V161H103ZM119 160V159H118ZM128 160V159H127ZM126 160V161H127ZM130 160V159H129ZM132 160V159H131ZM130 160V162H132ZM136 160V159H135ZM1 161V160H0ZM4 161V160H3ZM13 161V159L11 160ZM26 161V160H25ZM24 161V162H25ZM31 161V160H30ZM49 161V160H48ZM52 161V160H51ZM54 161V160H53ZM63 162V160H60ZM58 161V162H60ZM65 161V160H64ZM71 161V160H70ZM76 161V160H72ZM71 161V162H72ZM82 161V160H81ZM92 161V159H91ZM95 161V160H94ZM100 161V160H99ZM106 161V160H105ZM123 161V159H121ZM120 161V163H121ZM125 161V160H124ZM8 162V161H7ZM10 162V160H9ZM17 162V161H16ZM21 162V160H20ZM28 163V161H26ZM32 162V161H31ZM41 162V161H39ZM47 162V160H46ZM77 162V161H76ZM108 161H106L107 164ZM116 162V160H115ZM114 162V163H115ZM129 162V163H130ZM1 163V162H0ZM38 165V162H36ZM50 163V162H49ZM57 163V160H56ZM70 163V162H69ZM78 164L79 159H78ZM125 163V162H124ZM133 163V162H132ZM135 163V162H134ZM22 165V162L19 165ZM29 164V163H28ZM33 164V163H32ZM42 164H44L42 162ZM41 164V166H42ZM55 165V163H53ZM52 164V166H53ZM58 164V163H57ZM67 164V163H66ZM75 164V163H74ZM77 164V165H78ZM81 164V163H80ZM79 164V166H80ZM88 164V163H87ZM119 164V163H118ZM126 164V163H125ZM128 164V163H127ZM131 164V163H130ZM136 164V163H135ZM6 168L5 171L1 174L0 171V195L4 192L8 196H3L4 198L1 201L0 198V264H81L77 257H73L72 255L70 262L68 261V257L70 251L73 249V245L75 240H79L80 244L86 240V237L89 233V225L90 219H95V212L99 209L100 202L92 203L91 212L94 213L93 218L90 216L87 209L82 212H76L77 209L73 208L70 213L68 212V217H62V215L57 218H53L52 221L46 219V216L41 221V215H38V211L33 208L35 205H29L27 203H22V201L16 202L17 197L21 198V200H28L25 197L28 196L25 188L22 189V185H20L18 175L15 176L16 179H13L10 174L17 171L21 166L12 163V165L5 163ZM25 165V164H24ZM31 165V164H30ZM45 165V164H44ZM43 165V166H44ZM64 165V163H63ZM68 165V164H67ZM71 165V164H69ZM76 165V164H75ZM72 165V166H75ZM84 165H86L84 163ZM89 165V164H88ZM104 165V164H103ZM108 165V164H107ZM106 165V166H107ZM111 165V164H110ZM121 165V164H120ZM1 166V165H0ZM27 166V165H26ZM29 166V165H28ZM38 167L41 170L42 167ZM57 165H55L56 167ZM61 166V164H60ZM71 166V167H72ZM78 166V167H79ZM83 164L79 168H82ZM87 166V165H86ZM96 166L97 165H93ZM99 166V165H98ZM109 166V165H108ZM115 166V165H114ZM118 166V165H117ZM124 166V164H123ZM22 167V166H21ZM20 167V168H21ZM32 167V165L30 166ZM37 167L33 165V168ZM50 167V166H48ZM59 167V165H58ZM57 167V168H58ZM64 167V166H63ZM77 167V166H76ZM75 167V168H76ZM91 167V166H89ZM95 167V168H96ZM113 167V166H112ZM129 167V166H128ZM17 168V169H16ZM27 168V167H24ZM23 168V170H25ZM46 168V167H45ZM43 167V169H45ZM70 168V167H69ZM73 170L74 167H72ZM87 168V167H86ZM94 168V169H95ZM124 168V167H123ZM37 169V168H36ZM51 169V168H50ZM59 169V168H58ZM57 169V170H58ZM71 169V168H70ZM84 169V168H83ZM93 169V170H94ZM102 169V168H101ZM99 168V170H101ZM136 169V168H135ZM1 170V169H0ZM28 171V169H26ZM56 172H59L57 171ZM61 170V169H60ZM65 170V169H64ZM88 170V169H86ZM92 170V169H91ZM92 170V171H93ZM112 170V169H111ZM114 170V168H113ZM120 170V169H118ZM117 170V171H118ZM122 170V169H121ZM129 170V168H128ZM3 171V170H2ZM26 171V172H27ZM30 171H33L30 168ZM45 171V170H43ZM50 171V170H49ZM53 171V170H52ZM55 171V170H54ZM63 171V170H61ZM66 171V170H65ZM70 171V170H69ZM82 171V169H81ZM80 171V172H81ZM89 171V170H88ZM126 171V170H125ZM130 171V170H129ZM133 171V170H131ZM136 171V170H135ZM20 171L18 170V173ZM23 172V171H22ZM41 172V171H37ZM55 172V173H56ZM75 173V171H71ZM79 172V171H78ZM85 172V171H84ZM97 172V170H96ZM95 172V174H96ZM99 172V171H98ZM116 172V171H115ZM119 172V171H118ZM12 173V175H13ZM25 173V172H24ZM32 173V172H31ZM35 173V172H34ZM42 173V172H41ZM46 173V172H45ZM43 172V175L45 174ZM51 171L48 173L50 174ZM65 173V172H64ZM89 173V172H88ZM125 173V172H124ZM38 174V173H37ZM37 174H32L37 175ZM60 174V173H59ZM63 174V173H62ZM69 174V173H68ZM76 174V173H75ZM74 174V175H75ZM92 174V173H91ZM94 174V175H95ZM119 174V173H118ZM121 174V173H120ZM22 175V174H21ZM29 175V173H28ZM51 175V174H50ZM49 175V176H50ZM56 175V174H55ZM54 175V177H55ZM78 175H81L78 173ZM85 174L82 176L84 177ZM92 177L95 178V176ZM102 175V174H101ZM129 175V174H128ZM24 176V175H23ZM41 176V175H40ZM48 176V177H49ZM52 176V175H51ZM59 176V175H58ZM57 176V177H58ZM66 176V174H65ZM64 176V177H65ZM67 176H70L67 175ZM77 176V175H76ZM99 175L97 178L99 179ZM29 178L31 176H28ZM63 177V175H62ZM60 176V178H62ZM75 177V176H74ZM73 177V179H74ZM90 177V176H89ZM114 177V176H113ZM125 177V176H124ZM123 177V178H124ZM27 178V177H26ZM23 177V180L26 179ZM28 178V179H29ZM37 178V177H36ZM39 178V177H38ZM37 178V180H38ZM44 178V177H43ZM66 179H70L69 177H65ZM79 178V177H78ZM86 178V177H85ZM83 178V179H85ZM102 178V177H100ZM126 178V177H125ZM32 179V178H30ZM41 179V178H40ZM45 179V178H44ZM76 179V178H75ZM81 179V177H80ZM130 179V177H129ZM88 180V178H87ZM101 180V179H100ZM127 180V178H126ZM233 180V179H232ZM231 180V181H232ZM26 181V180H25ZM29 181V180H28ZM45 181V180H44ZM40 181V182H44ZM58 181V180H57ZM56 181V183H57ZM69 181V180H68ZM70 181H72L70 179ZM79 181V179H77ZM81 181V180H80ZM84 181V180H83ZM216 181V180H215ZM230 181V180H229ZM234 181V180H233ZM20 182V183H19ZM30 182V181H29ZM32 182V181H31ZM36 182V181H35ZM33 182V184H35ZM38 182V181H37ZM36 182V183H37ZM53 182V181H52ZM76 182V181H75ZM84 181L83 183H85ZM95 182V181H94ZM97 182V181H96ZM95 182V183H96ZM225 182V181H224ZM27 184V182H24ZM45 183V182H44ZM55 183V182H54ZM55 183V185H56ZM63 184V182H61ZM69 183V182H68ZM83 185L82 182H79ZM88 183V185H90ZM102 183V181H101ZM197 183V184H196ZM40 184V183H38ZM49 185V182L47 183ZM53 184V183H52ZM51 184V186H52ZM67 184V183H66ZM94 184V183H93ZM97 184V183H96ZM99 184V183H98ZM224 184V183H223ZM222 184V185H223ZM37 185V184H36ZM46 185V184H45ZM61 185L58 184L57 187ZM77 185V184H76ZM75 185V186H76ZM81 185V187H82ZM197 185V186H198ZM242 185V184H241ZM26 186V185H25ZM29 186V185H28ZM32 186V185H31ZM35 186V185H33ZM42 186V184H41ZM65 188V185H63ZM70 186L71 183H70ZM74 186V185H73ZM74 186V187H75ZM79 186V184H78ZM86 186V185H85ZM212 186V185H211ZM214 186V184H213ZM220 186V185H219ZM46 187V186H45ZM62 187V186H60ZM59 187V188H60ZM67 187V186H66ZM80 187V189H81ZM32 188V187H31ZM40 188V186H39ZM53 188V187H51ZM83 188V187H82ZM89 188V187H87ZM193 188V187H192ZM195 188V187H194ZM199 188V187H198ZM211 188V187H207ZM213 188V187H212ZM229 188V187H228ZM231 188V186H230ZM229 188V190H230ZM247 188V189H248ZM263 188V187H262ZM261 188V191L263 189ZM30 189V188H29ZM34 189V188H33ZM44 189V185L43 188ZM50 189V188H49ZM63 189V187H62ZM70 189V188H69ZM76 189V187H75ZM78 189V188H77ZM76 189V190H77ZM83 189H86L84 187ZM82 189V190H83ZM206 189V187H205ZM214 189V188H213ZM217 189V187H216ZM219 189V188H218ZM53 190V189H52ZM55 190V189H54ZM66 190V189H65ZM68 190V188H67ZM66 190V191H67ZM73 190L72 188L70 191ZM79 190V189H78ZM195 190V189H194ZM210 190V189H208ZM207 190V191H208ZM32 191V190H31ZM47 191V190H46ZM64 191V190H62ZM65 191V192H66ZM81 191V190H80ZM201 191V189H200ZM222 191V190H221ZM258 191V189H257ZM39 192V191H38ZM51 192V191H50ZM54 192V191H53ZM61 192V191H60ZM78 192V191H77ZM82 192V191H81ZM84 192V191H83ZM82 192V193H83ZM88 192V190H87ZM197 192V191H196ZM195 192V193H196ZM209 192V191H208ZM216 192V191H215ZM220 191H218L219 194ZM36 193V190L33 194ZM41 193V192H40ZM38 193V194H40ZM44 193V192H43ZM56 193V192H54ZM72 192H70L69 196ZM81 193V194H82ZM102 193V194H101ZM129 193V195H131ZM194 193V194H195ZM199 193V192H197ZM207 193V192H206ZM210 193V192H209ZM222 193V192H221ZM240 193V192H239ZM244 193V191H243ZM248 193V192H247ZM250 193V192H249ZM258 193V192H257ZM13 196L12 198L9 197ZM42 194V193H41ZM128 194V193H127ZM205 194V193H204ZM203 194V195H204ZM217 194V193H215ZM256 194V193H255ZM254 194V196H255ZM27 195V196H26ZM48 195V194H47ZM60 193L58 194V196ZM64 195V194H63ZM62 195V196H63ZM76 195V194H75ZM84 195L85 192H84ZM106 195V197H107ZM117 195V194H115ZM126 196V194L124 193ZM192 195V194H191ZM199 195V194H198ZM39 196V195H38ZM43 196V195H42ZM68 196V195H67ZM80 196V194H79ZM88 196V194L86 195ZM91 196V195H90ZM109 196V195H108ZM123 196V194H122ZM120 195V198L122 197ZM210 196V194H209ZM251 197V195L249 194ZM31 197V196H30ZM29 197V198H30ZM44 197V196H43ZM48 197V196H47ZM73 197V195L71 196ZM71 197H68V199ZM76 197V196H75ZM78 197V196H77ZM76 197V198H77ZM94 197V196H92ZM91 197V198H92ZM103 197V196H102ZM105 197V198H106ZM194 197V196H193ZM198 197V196H196ZM207 197V196H206ZM205 197V198H206ZM222 197V196H221ZM220 197V198H221ZM226 197V196H225ZM33 198V197H32ZM39 198V197H38ZM54 198V197H53ZM80 198V197H79ZM78 198V199H79ZM85 198V197H84ZM87 198V197H86ZM99 198V197H98ZM101 198L102 200L105 199ZM113 198V197H112ZM125 198V197H124ZM133 198V197H132ZM200 198V197H199ZM203 198V197H202ZM204 198V199H205ZM219 198V199H220ZM232 198V197H231ZM243 198V197H242ZM246 198V197H245ZM249 198V197H248ZM15 202H12L14 201ZM74 199V198H72ZM71 199V200H72ZM81 199V198H80ZM88 199V198H87ZM86 199V200H87ZM93 199V198H92ZM100 199V200H101ZM128 199V195H127ZM135 199V198H134ZM188 199V198H187ZM191 199V198H190ZM198 199V198H197ZM201 199V198H200ZM214 199V198H213ZM217 201V198H215ZM223 199V198H222ZM32 200V199H30ZM34 200V198H33ZM41 200V199H40ZM46 200V199H45ZM57 200V199H56ZM66 200V199H64ZM63 200V201H64ZM70 200V201H71ZM77 200V199H76ZM91 200V199H90ZM109 201L111 199H108ZM121 202L120 199L117 198ZM129 200V199H128ZM185 200V199H183ZM189 200V199H188ZM207 200V199H206ZM211 200V199H210ZM247 200V199H246ZM10 201V202H9ZM36 201V200H35ZM34 203H37V201ZM53 201V200H52ZM62 201V202H63ZM69 201V202H70ZM92 201V200H91ZM107 201V200H106ZM116 200H114L115 202ZM125 201V199H124ZM182 201V200H181ZM203 201V200H202ZM215 201V202H216ZM232 201V200H231ZM245 201V200H244ZM26 207L23 210V207L20 203ZM25 202V201H24ZM40 202V201H39ZM45 202V201H44ZM43 202V203H44ZM54 202V201H53ZM56 202V201H55ZM54 202V203H55ZM61 202V204H63ZM68 201L66 202L69 205ZM74 202V201H72ZM113 202V200H112ZM118 202V201H117ZM116 202V203H117ZM189 202V201H188ZM197 202V200H196ZM199 202V200H198ZM222 202V201H220ZM219 202V203H220ZM224 202V201H223ZM230 202V201H229ZM235 202V201H234ZM32 203V202H31ZM60 202H57V204ZM76 203V202H74ZM79 207L82 205L81 202H77ZM83 203V202H82ZM85 203V201H84ZM126 203V202H125ZM131 203V202H130ZM135 203H140L135 202ZM194 203V202H193ZM238 203V202H237ZM40 204V203H39ZM47 207L51 203H46ZM65 204V203H64ZM63 204V205H64ZM87 204V203H86ZM89 204V202H88ZM113 204V203H112ZM195 204V203H194ZM209 204V203H208ZM240 204V202H239ZM115 205V204H114ZM113 205V206H114ZM121 205V204H120ZM124 205V204H123ZM131 205V204H130ZM136 205V204H135ZM135 205L133 207H135ZM181 205V204H180ZM204 205V202H203ZM206 205V204H205ZM219 205V204H218ZM236 205V204H234ZM238 205V204H237ZM39 206V205H37ZM56 206V205H55ZM62 206V205H60ZM72 206V205H71ZM70 206V207H71ZM76 206V204H75ZM87 206V205H86ZM84 204V208L86 207ZM105 206V205H103ZM108 206V205H107ZM110 206V205H109ZM112 206V205H111ZM112 208L114 209V207ZM116 206V205H115ZM117 206H119L117 204ZM138 208V205H136ZM140 207L145 206L142 204ZM183 206H185L183 204ZM189 206V205H188ZM200 206V205H199ZM233 206V205H232ZM240 206V205H238ZM36 207V206H35ZM52 207V206H51ZM59 207V206H58ZM68 207V208H70ZM129 207V206H128ZM148 207V206H147ZM186 207V206H185ZM222 207V206H221ZM224 207V206H223ZM227 209V206H225ZM231 207V206H230ZM234 207V206H233ZM38 208V207H37ZM40 208H42L40 206ZM49 208V207H48ZM46 208V209H48ZM54 208V207H53ZM61 208V207H60ZM59 208V209H60ZM101 208V207H100ZM105 208V207H104ZM109 208V207H108ZM126 208V207H124ZM136 208V209H137ZM148 208V210H149ZM180 208V206H179ZM178 208V209H179ZM181 208H183L181 206ZM180 208V209H181ZM201 208V207H200ZM199 208V209H200ZM208 207H205V209ZM213 208V207H212ZM211 208V209H212ZM237 208V207H236ZM58 209V211H60ZM79 209V208H78ZM103 209V208H102ZM101 209V210H102ZM133 209V208H132ZM135 209V208H134ZM133 209V210H134ZM140 209V208H138ZM142 209V208H141ZM197 209V210H199ZM217 209V208H216ZM223 209V208H222ZM224 209V210H225ZM54 210V209H53ZM66 210V209H65ZM88 210H90L88 208ZM106 209H104L105 211ZM116 210V209H115ZM119 210V209H118ZM124 210V209H122ZM127 210V208H126ZM144 210V209H143ZM147 210V211H148ZM196 210V209H195ZM237 210V209H236ZM235 210V211H236ZM42 211V210H41ZM50 211V210H48ZM52 211V210H51ZM68 211V209H67ZM108 211V210H106ZM138 211V210H137ZM179 211V210H178ZM186 211V210H185ZM116 212V211H113ZM119 212V211H118ZM131 212V211H130ZM139 212V211H138ZM143 212V211H142ZM181 212V210H180ZM190 212V211H189ZM197 212V211H195ZM205 212V211H204ZM227 212V211H226ZM44 213V212H43ZM56 213V210L54 214ZM58 213V212H57ZM63 210V216L64 215ZM112 213V212H111ZM137 213V212H136ZM140 213V212H139ZM176 213V212H175ZM188 213V212H186ZM202 213V212H201ZM228 213V212H227ZM42 214V213H41ZM46 214V213H44ZM42 214V215H44ZM53 214V215H54ZM60 214V213H59ZM106 214V213H105ZM114 214V213H113ZM129 214V213H128ZM134 214V212H133ZM138 214V213H137ZM146 214V213H145ZM149 214V212H148ZM190 214H192L190 212ZM233 214V213H232ZM49 215V214H48ZM51 215V214H50ZM49 215V216H50ZM110 215V213H109ZM132 215V214H131ZM141 215V213L139 214ZM187 215V214H186ZM52 216V215H51ZM107 216V215H106ZM127 216V215H126ZM170 214V217H173ZM178 216L177 214L175 215ZM185 216V215H184ZM189 216V215H187ZM193 216V215H191ZM196 216V215H195ZM194 216V217H195ZM199 216V215H198ZM62 217V218H61ZM117 217V216H116ZM121 217V216H120ZM124 217V216H123ZM201 217V216H200ZM213 217V216H211ZM224 217V216H223ZM99 218V217H98ZM105 218V217H104ZM139 217H137L138 219ZM142 218V217H141ZM174 218V220H175ZM182 218V217H180ZM188 218V217H187ZM191 218V217H190ZM196 218V217H195ZM38 223H34L37 221ZM42 219V218H41ZM121 219V218H119ZM129 219V216H128ZM133 219V218H131ZM136 219V218H135ZM145 219V218H144ZM168 219V218H167ZM171 219V218H170ZM178 219V218H177ZM185 219V218H184ZM202 219V218H201ZM101 220V219H100ZM99 220V221H100ZM107 220V218H106ZM109 220V219H108ZM107 220V221H108ZM125 220V219H124ZM130 220V219H129ZM169 220V219H168ZM180 220V219H178ZM182 220V219H181ZM189 220V219H188ZM194 220V218H193ZM197 220V218H196ZM206 220V219H205ZM235 220V219H234ZM232 218V221H234ZM113 221V220H112ZM123 221V220H122ZM134 221V220H133ZM137 221V220H136ZM170 221V220H169ZM173 222V220H171ZM170 221V222H171ZM216 221V220H215ZM93 222V221H92ZM103 222V219H102ZM109 222V221H108ZM126 222V221H125ZM124 222V223H125ZM132 222V221H131ZM130 222V224H131ZM139 222V221H138ZM142 222H144L142 220ZM149 222V221H148ZM178 222V221H177ZM183 222V221H182ZM185 222V221H184ZM188 223L190 221H187ZM186 222V223H187ZM197 222V221H196ZM224 222V221H222ZM229 222V221H228ZM95 223V222H94ZM92 223V224H94ZM98 223V222H97ZM96 223V224H97ZM101 223V222H100ZM127 223V222H126ZM137 223V222H136ZM146 223V222H145ZM194 223V222H193ZM205 223V222H204ZM226 223V221H225ZM95 224V225H96ZM108 224V223H107ZM129 224V223H128ZM148 224V223H147ZM145 224V225H147ZM157 225V223H155ZM177 224V223H176ZM206 224V223H205ZM221 224V223H219ZM109 225V224H108ZM118 227V224H116ZM133 225V224H132ZM149 225V224H148ZM197 225H200L197 223ZM224 225V223H223ZM103 226V225H102ZM135 226V225H134ZM137 226V225H136ZM178 226V224H177ZM176 226V227H177ZM188 226V225H187ZM202 226V225H201ZM205 226V225H204ZM97 227V226H96ZM95 227V228H96ZM105 227V226H104ZM123 227V226H122ZM130 226H127L129 229ZM180 227V226H179ZM195 227V226H194ZM200 227V226H199ZM205 227H208L206 224ZM218 227V226H217ZM222 227V225H221ZM99 228V227H98ZM102 229V227H100ZM116 228V226H115ZM126 228V227H125ZM148 228V227H147ZM152 228V226H151ZM173 228H175L173 226ZM171 228V229H173ZM178 228V227H177ZM185 228V227H184ZM187 228V227H186ZM190 228V226H189ZM188 228V229H189ZM197 228V227H196ZM203 228V227H202ZM107 229V228H106ZM121 229V228H120ZM100 230V229H99ZM98 230V231H99ZM110 230V228H109ZM108 230V231H109ZM116 230V229H115ZM145 230V229H144ZM152 230V229H151ZM175 230V229H174ZM192 230V229H191ZM142 231V230H141ZM161 231V230H160ZM184 231V230H182ZM181 231V232H182ZM197 231V230H196ZM93 232V231H92ZM100 232V231H99ZM131 232V231H130ZM146 232V231H145ZM149 232V230H148ZM157 232V231H156ZM176 232V231H175ZM174 232V233H175ZM180 232V238L181 237ZM188 232V231H187ZM198 232V231H197ZM88 233V234H87ZM94 233V232H93ZM98 233V232H97ZM115 233V232H114ZM135 233V232H134ZM161 233V232H160ZM192 233V232H191ZM110 234V233H109ZM127 234V233H126ZM133 234V233H132ZM142 234V233H141ZM190 234V233H189ZM188 234V235H189ZM93 235V234H92ZM103 234H101L102 236ZM108 233L105 235L107 236ZM128 235V234H127ZM145 235V234H144ZM191 235V234H190ZM203 235V234H202ZM209 235V233H208ZM100 236V237H101ZM109 236V235H108ZM132 236V235H131ZM134 236V235H133ZM142 236V235H141ZM140 236V237H141ZM193 234L190 236V238ZM199 236V235H198ZM206 236V235H205ZM210 236V235H209ZM213 236V235H212ZM99 237V238H100ZM125 237V236H123ZM130 237V236H129ZM162 237V236H161ZM102 238V237H101ZM121 238V237H119ZM146 238V236H145ZM188 239V237H186ZM207 238V237H206ZM209 238V237H208ZM144 239V237H143ZM150 239V238H149ZM194 239V238H193ZM92 241V238H90ZM98 240V239H97ZM107 240V239H106ZM112 240V238H111ZM123 240V239H122ZM119 241V243L113 242L103 249L101 256V264H109V253H113V249H115L116 257L120 259L122 263V257L120 258L119 249H125L126 253H128V249L126 245ZM170 240V239H169ZM209 240V239H208ZM117 241V240H116ZM144 241V240H143ZM167 241V240H166ZM190 241V240H189ZM78 242V241H77ZM78 242V243H79ZM95 242V241H94ZM172 242V241H171ZM196 241H194L195 243ZM211 241H209L210 243ZM77 243V244H78ZM86 243V241H85ZM96 243V242H95ZM104 243V242H103ZM131 243V242H130ZM146 243V242H145ZM158 243V242H157ZM185 243V242H184ZM197 243V242H196ZM201 243V242H200ZM207 243V242H206ZM88 244V242H87ZM86 244V245H87ZM92 244V242H91ZM106 244V242H105ZM83 245V243L81 244ZM107 245V244H106ZM199 245V243H197ZM205 245V242H204ZM79 245H77L78 247ZM88 246V245H87ZM101 246V245H100ZM160 246V245H159ZM163 246V243H162ZM185 246V245H184ZM91 247V246H90ZM89 247V248H90ZM102 247V246H101ZM137 247V246H136ZM194 247V246H193ZM204 247V246H203ZM81 248V247H78ZM84 248V246H83ZM98 248V247H97ZM132 248V247H131ZM202 248V247H201ZM94 250V248H92ZM195 249V248H194ZM78 250V249H76ZM98 250V249H97ZM168 250V249H167ZM179 250V248H178ZM80 251V250H79ZM87 251V250H85ZM96 251V250H95ZM102 251V250H100ZM166 251V250H165ZM196 251V250H195ZM81 252V251H80ZM52 253H56L59 261H54ZM83 253V252H82ZM100 253V252H99ZM125 253V254H126ZM76 254V252H75ZM101 254V253H100ZM129 254V253H128ZM191 254V253H190ZM197 254V253H196ZM141 255V254H140ZM53 256V257H52ZM123 256V255H122ZM81 257V256H80ZM88 257V255H87ZM92 257V256H91ZM124 257V256H123ZM134 257V256H133ZM197 258V256L194 255ZM85 258V257H84ZM100 258V257H99ZM98 258V259H99ZM196 258H193L196 259ZM82 259V258H81ZM97 259V260H98ZM135 259V258H134ZM178 259V258H177ZM61 260H64L62 262ZM86 260V259H85ZM85 260L83 261L84 263ZM142 260V259H141ZM145 261V259H143ZM92 261V260H90ZM156 261V260H155ZM146 262V261H145ZM191 263V261H189ZM195 262V261H194ZM192 262V263H194ZM96 264L98 263L95 262ZM83 264V263H82ZM99 264V263H98ZM148 264V263H147Z\"/></svg>",
    "mask_w": 264,
    "mask_h": 264
},
{
    "label": "clouds",
    "instance_id": "clouds-1",
    "mask_svg": "<svg viewBox=\"0 0 264 264\" xmlns=\"http://www.w3.org/2000/svg\"><path fill=\"white\" fill-rule=\"evenodd\" d=\"M237 221L205 246L202 264H258L257 249L264 247V191L244 201Z\"/></svg>",
    "mask_w": 264,
    "mask_h": 264
}]
</instances>
